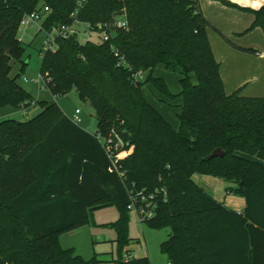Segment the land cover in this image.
Masks as SVG:
<instances>
[{
  "label": "trees",
  "instance_id": "trees-1",
  "mask_svg": "<svg viewBox=\"0 0 264 264\" xmlns=\"http://www.w3.org/2000/svg\"><path fill=\"white\" fill-rule=\"evenodd\" d=\"M43 7L50 9L48 27L67 23L76 11L93 25L123 11L127 28L117 29L110 43L69 38L42 54L47 91L75 90L89 102L95 134L55 102L38 101L41 110L29 120L0 122V264H150L148 257H121L130 242L127 205L134 189L166 192L145 223L169 229L160 249L170 264H264V99L225 94L196 0H0V109L35 103L17 83L27 65L19 31L22 18ZM253 14V27L264 32V6ZM111 45L132 70L117 65ZM14 61L21 67L13 77ZM157 67L180 69L177 95L154 77ZM137 71L147 73L144 81L133 80ZM146 84L181 100L178 130L144 98ZM112 132L122 138L120 154L111 155L95 136ZM216 149L223 156L208 160ZM196 174L233 184L226 190L244 197V213L203 190ZM109 205L119 211L113 225L119 259L85 261L60 247L61 234Z\"/></svg>",
  "mask_w": 264,
  "mask_h": 264
},
{
  "label": "rangeland",
  "instance_id": "rangeland-1",
  "mask_svg": "<svg viewBox=\"0 0 264 264\" xmlns=\"http://www.w3.org/2000/svg\"><path fill=\"white\" fill-rule=\"evenodd\" d=\"M19 38L26 46L23 60L27 61V65L20 73L21 64L17 61L12 62L11 76L14 77L19 73L21 74L17 83L32 95L35 104L30 106L23 115L19 110L12 107L0 109V122L8 119L18 122L29 120L39 114L41 110L40 105L37 103L38 101L55 102L63 115L69 119H72L75 109H79V127L94 134L96 118L89 102L80 101L75 90H72L69 94L52 96L34 81L40 73L42 54L45 51L42 36L35 35L32 29L26 30L24 25H21ZM79 39L82 44L85 42V39ZM180 72V69L168 71L164 67H157L153 75L154 77L163 78L171 94L177 95L181 90L179 82ZM25 78L29 79V81H25ZM142 93L144 98L168 121L170 126L177 129L179 125L177 116L180 112V101L178 100L180 99L172 102L170 99L160 95L150 84L142 87ZM111 135L113 136L105 137L102 144L110 146V149L118 154L122 153L124 149L116 147L117 145L121 146L122 138L113 132ZM225 194L228 195L229 193H226L224 189L219 193L222 196ZM118 219L119 211L115 205L96 209L89 213V219L86 224L59 236L60 247L65 250H73L75 254L82 257L85 261H90L94 257L102 263L115 261L119 259V255L116 240L117 231L113 225ZM126 224L127 237L130 242L121 251L123 260L148 257L150 264H170L167 256L160 249L161 243L167 239L168 228L158 229L150 227L147 223L140 222L137 213L134 211H128Z\"/></svg>",
  "mask_w": 264,
  "mask_h": 264
},
{
  "label": "crops",
  "instance_id": "crops-1",
  "mask_svg": "<svg viewBox=\"0 0 264 264\" xmlns=\"http://www.w3.org/2000/svg\"><path fill=\"white\" fill-rule=\"evenodd\" d=\"M196 2L201 16L208 22L206 35L214 60L219 66L225 94L237 93L248 99H264V32L259 27H253V12L264 6V0ZM191 82L196 83L193 76ZM178 101L181 104V100ZM193 181L225 207L244 213V197L226 190L227 187H233V184L213 176L197 174ZM222 189L229 194L219 195Z\"/></svg>",
  "mask_w": 264,
  "mask_h": 264
},
{
  "label": "built area",
  "instance_id": "built-area-1",
  "mask_svg": "<svg viewBox=\"0 0 264 264\" xmlns=\"http://www.w3.org/2000/svg\"><path fill=\"white\" fill-rule=\"evenodd\" d=\"M81 4L82 3L79 2L78 6H81ZM49 13L50 9H48L47 7H43L40 11L25 15L20 22V27L21 25H24V28L26 30L32 29L35 35L42 36L44 40V52H52L58 50L60 42L67 41L69 38L76 39L80 44L82 43L80 42L79 38L85 39V42L91 41L95 44L106 42L110 43L113 41V37L117 29L127 28V22L125 21L123 16H116L113 21L109 23L105 22L93 25L86 21L78 20L76 18L77 11L76 13L70 15L71 19L67 23L51 25V27H48L46 24V19ZM110 50L116 58L118 66L129 71L132 70V68L129 67L125 62L122 54L119 53L116 46L111 45ZM132 78L134 81L142 82L144 81L145 73L142 71L133 72ZM24 80L29 81V79L27 78H25ZM34 81L39 84V87L47 90L43 75L41 73L38 74L37 78ZM34 104L35 103H32L31 106ZM28 108L29 107L23 106L19 109V111L23 115L24 113H26V110ZM79 115L80 110L75 109L71 120L77 125L80 123ZM95 136L101 143V145H103L102 141L105 139V137L100 134H96ZM103 146L106 147L107 151L112 155V149H110V146ZM116 147H118V145ZM111 162H113V167L117 171L114 160H111ZM160 197L162 198V200L166 198V192H164L163 189H155L151 190L150 192H147L144 189L130 190L129 204L127 205V208L129 211H134L137 213L140 222L149 221L155 215V210L157 208V199Z\"/></svg>",
  "mask_w": 264,
  "mask_h": 264
},
{
  "label": "water",
  "instance_id": "water-1",
  "mask_svg": "<svg viewBox=\"0 0 264 264\" xmlns=\"http://www.w3.org/2000/svg\"><path fill=\"white\" fill-rule=\"evenodd\" d=\"M124 12H118L115 14V16H123ZM223 156V152L220 149H216L214 150L210 156L207 157L208 160H211V158H217V157H222Z\"/></svg>",
  "mask_w": 264,
  "mask_h": 264
}]
</instances>
